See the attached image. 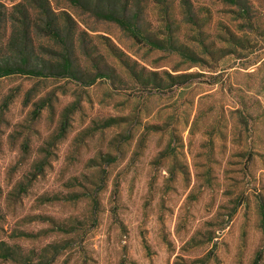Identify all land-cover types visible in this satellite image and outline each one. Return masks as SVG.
Instances as JSON below:
<instances>
[{"label":"rangeland","instance_id":"1","mask_svg":"<svg viewBox=\"0 0 264 264\" xmlns=\"http://www.w3.org/2000/svg\"><path fill=\"white\" fill-rule=\"evenodd\" d=\"M55 1L109 78L0 79V264H264V0H146L175 50Z\"/></svg>","mask_w":264,"mask_h":264},{"label":"trees","instance_id":"2","mask_svg":"<svg viewBox=\"0 0 264 264\" xmlns=\"http://www.w3.org/2000/svg\"><path fill=\"white\" fill-rule=\"evenodd\" d=\"M30 5L20 3L14 7L17 16L0 13V31L7 36L11 32V40L1 44L0 79L12 76L35 78H62L81 81L87 86L93 85L98 79L109 78L94 65L97 73L82 78V70L75 66L77 58L76 46L84 50L89 40V32H96L86 20L79 21L69 12H57L55 0H26ZM71 6L87 14L94 23H112L126 32L132 40L143 47L154 50L177 49L171 36L146 34L142 27L146 0H65ZM223 1V0H219ZM165 16L168 9L161 8ZM90 26V27H88ZM88 28V29H87ZM21 31V34L17 32ZM164 36V35H163ZM8 37V36H7ZM39 38L53 43L55 48L35 47ZM45 46V45H44ZM167 46V47H166ZM84 54L90 58L91 53ZM184 75L182 78H189ZM171 79H173L171 77ZM153 90L161 89L155 83ZM151 91V90H150Z\"/></svg>","mask_w":264,"mask_h":264}]
</instances>
